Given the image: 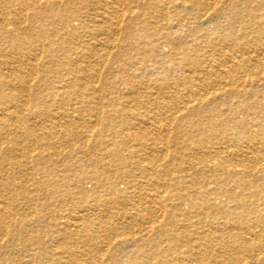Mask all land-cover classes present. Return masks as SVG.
I'll list each match as a JSON object with an SVG mask.
<instances>
[{"label": "bare ground", "instance_id": "obj_1", "mask_svg": "<svg viewBox=\"0 0 264 264\" xmlns=\"http://www.w3.org/2000/svg\"><path fill=\"white\" fill-rule=\"evenodd\" d=\"M0 264H264V0H0Z\"/></svg>", "mask_w": 264, "mask_h": 264}, {"label": "rangeland", "instance_id": "obj_2", "mask_svg": "<svg viewBox=\"0 0 264 264\" xmlns=\"http://www.w3.org/2000/svg\"><path fill=\"white\" fill-rule=\"evenodd\" d=\"M235 30H236V29H235ZM223 34H224V33H223ZM235 114H237V116H239V118L244 116V115H243L244 113L241 112V111H237ZM59 151H60L61 153H67V154H68V153H69V154L72 153V150H71L68 146H62V147H60ZM88 184H89V183H88ZM88 184H87V186L89 187L90 184H89V185H88ZM123 185H124L123 183H119V184H118V186L121 187V188L123 187ZM182 207H183L184 209H187V208H188L187 204H183ZM65 212H66V213H65ZM66 214H67V211H64V215H66ZM137 229H138V228H137ZM137 229H135V230H137ZM121 230H122L121 232L123 233V235H127V233L125 234V232H127L125 229H121ZM221 257L223 258L224 256H223V255H221V256L219 255V257H217V258H221ZM154 260H155V259H154Z\"/></svg>", "mask_w": 264, "mask_h": 264}]
</instances>
